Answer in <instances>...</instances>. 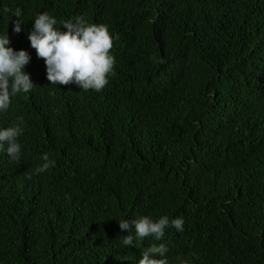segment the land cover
Masks as SVG:
<instances>
[{
    "label": "trees",
    "instance_id": "obj_1",
    "mask_svg": "<svg viewBox=\"0 0 264 264\" xmlns=\"http://www.w3.org/2000/svg\"><path fill=\"white\" fill-rule=\"evenodd\" d=\"M42 12L108 26L102 91L50 84L28 38ZM7 31L34 86L0 114L24 128L21 160L0 152V264H139L150 244L170 264H264V0H0ZM145 215L184 231L123 246L119 220Z\"/></svg>",
    "mask_w": 264,
    "mask_h": 264
},
{
    "label": "clouds",
    "instance_id": "obj_2",
    "mask_svg": "<svg viewBox=\"0 0 264 264\" xmlns=\"http://www.w3.org/2000/svg\"><path fill=\"white\" fill-rule=\"evenodd\" d=\"M12 16L16 17L12 31L18 34L23 24L22 10L17 7ZM60 24L66 31L60 30L54 16L42 12L35 17L34 26L28 33L31 47L45 61L47 80L57 86L75 83L85 92L102 91L109 83V76L114 74L116 59L110 52L114 34L106 24L87 23L83 16L75 17L74 21H61ZM30 58L26 50L10 47L8 31L0 34V114L10 109L13 98L33 89L34 83L25 70ZM22 124L23 118L17 117L10 126L0 127V152H6L12 162H19L22 157V146L18 142L24 133ZM42 159L44 163L35 167L32 175H40L50 167L48 155L44 154ZM32 175L27 178L31 179ZM169 225L178 232L184 231L182 217L169 221L167 216L153 220L145 215L131 221L119 220L122 231L131 229V234L123 239V246H137L148 237L161 241ZM168 251L164 244H150L143 249L139 264H170L166 255ZM176 261L188 264L180 256L176 257Z\"/></svg>",
    "mask_w": 264,
    "mask_h": 264
}]
</instances>
